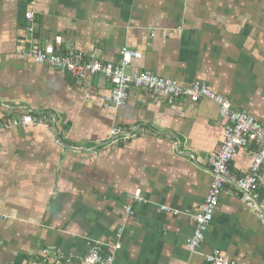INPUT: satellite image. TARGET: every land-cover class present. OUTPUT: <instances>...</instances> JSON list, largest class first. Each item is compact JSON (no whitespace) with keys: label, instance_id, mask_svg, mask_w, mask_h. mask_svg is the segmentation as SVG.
Returning <instances> with one entry per match:
<instances>
[{"label":"crops","instance_id":"1","mask_svg":"<svg viewBox=\"0 0 264 264\" xmlns=\"http://www.w3.org/2000/svg\"><path fill=\"white\" fill-rule=\"evenodd\" d=\"M56 37L112 62L135 49L134 70L205 84L264 125V0H0V264H45L49 246L78 261L95 243L115 264H210L216 251L264 264V223L237 185L258 147L235 153L191 252L224 139L219 105L132 88L123 105L106 106L112 84L102 75L80 82L25 56ZM28 112L48 113L50 126L10 124ZM113 127L130 138L109 144Z\"/></svg>","mask_w":264,"mask_h":264},{"label":"built area","instance_id":"2","mask_svg":"<svg viewBox=\"0 0 264 264\" xmlns=\"http://www.w3.org/2000/svg\"><path fill=\"white\" fill-rule=\"evenodd\" d=\"M27 27L35 31V12H26ZM25 56L35 62L49 65L55 69L66 71L78 81H86L94 75H102L112 84L108 103L116 107L123 105L129 97L132 88L147 89L154 94L164 96L172 102L176 99H186L192 103L206 97L219 105V113L224 121V139L219 150L210 158L212 181L208 193L201 205L200 212L193 217L195 227L189 240L188 248L196 252L205 240V233L213 220L220 193L228 181L229 163L239 149L251 145L258 147L257 153L248 174L238 179L242 201L257 212L264 223V196L259 192L261 182V165L264 160V125L245 111L234 110L229 100L214 93L207 85L200 82L181 83L172 78L156 75L149 70L137 71L132 68L134 59H140L142 54L130 47L124 46L118 62L105 60L95 55H86L74 46H65L62 37H56L54 42L34 45L24 51ZM48 113L28 112L19 118H13V125H45L49 124ZM129 132L122 127L110 130L109 144L126 142ZM57 142H60L57 140ZM140 190L135 198H140ZM165 209V208H163ZM130 211V208H127ZM120 247L117 244L114 248ZM210 264H235L219 252L205 255ZM39 259L45 264H115L113 253H107L104 246L98 243L90 244L87 253L76 261L72 256H66L56 247L49 246L42 250Z\"/></svg>","mask_w":264,"mask_h":264}]
</instances>
